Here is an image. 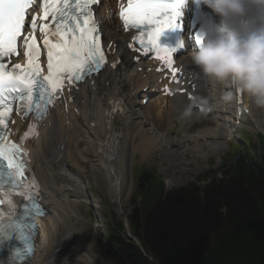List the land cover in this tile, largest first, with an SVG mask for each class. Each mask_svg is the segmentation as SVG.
I'll use <instances>...</instances> for the list:
<instances>
[{
    "label": "bare ground",
    "instance_id": "obj_1",
    "mask_svg": "<svg viewBox=\"0 0 264 264\" xmlns=\"http://www.w3.org/2000/svg\"><path fill=\"white\" fill-rule=\"evenodd\" d=\"M116 7V0H105L101 8L100 20L103 23L105 40L107 43H113L111 50L115 45L117 46L115 56H121L122 64L117 70L100 75L82 90L74 93L75 100L70 106L72 113L61 118L58 114L48 117L42 143L37 144L39 140L35 148L34 145L30 147L33 155L32 166L42 184V197L48 214L40 220L43 228L38 240L37 252L27 264H53L54 258L62 256L61 250H58L56 245L61 239L60 235L67 219L72 217L77 221L72 208L73 202L75 200L76 203L79 202L81 193L87 194L85 183L79 178L80 173H71L70 166L81 172L82 166L79 164L81 161H89L91 165L93 162L104 173L103 177L105 176L109 191L111 189L115 194V200L117 197V200L124 202L133 191V166L137 163L130 157V153L147 158L152 153L159 152L161 144L176 146L189 142L192 145L197 144L196 148H186L189 152H193L192 154L194 151L199 153L205 149L209 153L206 155L218 156L224 149L223 137H230L226 132V125L216 116L215 127L191 135L189 124L192 117L181 101L169 105H164L162 101H157L155 105L139 104L128 112L111 114L115 103L121 102L128 106L131 102L136 103V100L140 99L141 89L137 84L144 75L137 73L131 65L132 56L124 47V44L129 42L130 35H124L120 31L115 15ZM182 60L189 70H194L203 84L205 76L191 64L192 67H189L188 57H183ZM125 71L133 78H128ZM215 83L210 79L208 97L211 100L216 94L213 90ZM150 108L155 112L154 120L148 116ZM75 111L79 115H76ZM157 118H160V121ZM172 118L181 125L183 135L180 139L167 141L166 137L172 132L175 123ZM252 119L256 120L254 115ZM164 121L168 125L163 131L158 129L157 123ZM144 128L148 131L143 130ZM102 137H105V140ZM76 139L78 143H74ZM91 150L95 153L94 159L88 157ZM206 155L204 153V156ZM179 156L181 157L182 154ZM69 159L73 164H70ZM94 205L97 209L96 213L99 214V207ZM0 264H6L5 260L0 259Z\"/></svg>",
    "mask_w": 264,
    "mask_h": 264
},
{
    "label": "snow or ice",
    "instance_id": "obj_2",
    "mask_svg": "<svg viewBox=\"0 0 264 264\" xmlns=\"http://www.w3.org/2000/svg\"><path fill=\"white\" fill-rule=\"evenodd\" d=\"M31 0H0V245L17 236L24 240V251L14 250L6 264H22L23 258L33 251L32 236L35 217L43 215L33 188L38 189L34 178L26 182L27 153L22 144L29 136L37 135L35 122L42 121L48 106L62 95L67 80L76 85L99 73L106 62L101 37L93 21L91 5L96 0H45L44 15L52 18L54 27H40L44 33L43 44L47 50V74L42 75L40 49L35 38L26 36L24 56L27 64H15L9 68L5 58L17 51V38L21 35L26 9ZM177 4L164 0H128L127 9H121L125 28H145L136 38L144 53L155 52L172 71V53L161 48L157 41L160 33L174 23ZM33 32L37 28L36 17L31 18ZM199 43V38H197ZM131 47V45H130ZM115 67V65H113ZM167 92V89H165ZM16 105L18 114H33L34 123L19 144L8 140L6 131L9 113ZM17 197H22L23 201ZM22 209V210H20Z\"/></svg>",
    "mask_w": 264,
    "mask_h": 264
},
{
    "label": "trees",
    "instance_id": "obj_3",
    "mask_svg": "<svg viewBox=\"0 0 264 264\" xmlns=\"http://www.w3.org/2000/svg\"><path fill=\"white\" fill-rule=\"evenodd\" d=\"M259 137L257 144L245 133L243 145H234L216 171L180 189L166 191L161 176L142 169L136 180L140 202L129 225L152 261L134 243L125 244L120 221L98 246L102 255L111 264H264V136Z\"/></svg>",
    "mask_w": 264,
    "mask_h": 264
},
{
    "label": "rangeland",
    "instance_id": "obj_4",
    "mask_svg": "<svg viewBox=\"0 0 264 264\" xmlns=\"http://www.w3.org/2000/svg\"><path fill=\"white\" fill-rule=\"evenodd\" d=\"M129 75L130 73L127 72V77ZM128 78L133 77L129 76ZM209 82L210 79H206L204 77V83L200 84L202 101L206 102L207 104L209 103L211 105H215V108L216 105H218V101L220 108L214 115L206 118L197 117L195 120H193L194 124H191V126L189 124V133L191 135L203 129L215 127V116L219 118V116L223 115L224 117L221 119L223 124L226 125V129H231V127H229V121H231L229 113L232 112V98L228 101L223 99L224 95L229 93L227 90L229 86L227 87V85L216 82V86L213 89L216 91V94L215 98H212L215 101H213L210 97H208ZM137 105H139L138 100H136V103L131 102L128 109L132 110L134 107L136 108ZM248 106L251 109V117L254 115L256 120L255 123H253V119H248L247 116H244V119L242 120L244 130L242 131H248L253 138V142H256L258 133L264 132V109L257 108L256 106L252 105L251 102L248 103ZM148 116H150V119L152 118L154 120L155 112L153 108H150ZM157 119L160 121V118ZM145 125L149 126L147 123H145ZM157 125L158 129L164 131L168 124L166 121H164L163 123L158 122ZM255 128H258L259 131H257ZM143 130L148 131L146 128ZM241 132L239 134L240 138H235L237 135L233 136L231 134L229 137V139L231 138V142H226L224 139H222L224 143V149L220 151L218 156L206 155V153H209L205 151V149L203 152L198 153L194 151V154H192L193 152H189L186 148H196L195 146L197 144L192 145L189 142L176 146H166V144H161L160 151L152 153V155L147 158H142L138 154L133 155L130 153V157L133 160H136L137 163L133 166V191H131L130 196H128L124 202L115 201V194L112 193L111 189L109 191L105 176L103 177L104 173L93 162L91 165L89 161H81L79 163L80 166H82L81 172H78L74 166H70L69 171L74 174L80 173L79 178L85 183L86 190H90L91 193L94 194L96 200L95 204L99 207L100 212L97 214V216L91 214L93 207L88 206V203L83 196H81L82 199L78 203H76V200H72L74 201L72 208L76 214L77 223L72 217L67 219V223L64 225L63 232L60 235L61 239L56 245L58 250H61L60 255L62 256L54 258L52 263L111 264L109 260L102 255L98 246L101 244V241L104 243V238L107 234H110L109 225L114 224V220H120L121 222L123 221L126 230L122 237L124 238L125 242H128V230L132 232L128 224L129 218L132 214V211L138 207L140 202L139 189L137 182L135 181L137 173L141 169H145L149 173H154L161 176L167 185V191L181 188L187 184L195 183L198 177H200L202 174L208 173L210 171H216L223 162V159H225L229 150H231L234 145H238L239 147L241 146L238 144L240 142L239 140H241V138L244 136L241 134ZM182 135L183 133L181 130V125L179 123H175L172 132L166 138L167 141L172 139H180ZM77 139L74 141V143L79 142ZM102 139L105 140V137H102ZM184 151L186 153H183ZM204 153L206 156H204ZM94 154L95 153L91 150L88 153V157L90 159H94ZM179 154H182V156L180 157ZM69 162L70 164H73L70 159ZM94 170H96V172H94ZM126 225H128L129 228H127ZM98 237H102L100 241L98 240ZM113 251L119 252L120 250L114 249Z\"/></svg>",
    "mask_w": 264,
    "mask_h": 264
},
{
    "label": "clouds",
    "instance_id": "obj_5",
    "mask_svg": "<svg viewBox=\"0 0 264 264\" xmlns=\"http://www.w3.org/2000/svg\"><path fill=\"white\" fill-rule=\"evenodd\" d=\"M220 18L189 52L199 73L264 109V0H197ZM232 98L231 93L223 97Z\"/></svg>",
    "mask_w": 264,
    "mask_h": 264
}]
</instances>
